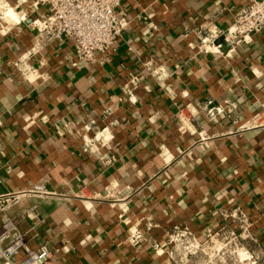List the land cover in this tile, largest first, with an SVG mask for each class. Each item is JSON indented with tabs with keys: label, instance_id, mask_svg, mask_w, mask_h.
I'll use <instances>...</instances> for the list:
<instances>
[{
	"label": "crops",
	"instance_id": "1",
	"mask_svg": "<svg viewBox=\"0 0 264 264\" xmlns=\"http://www.w3.org/2000/svg\"><path fill=\"white\" fill-rule=\"evenodd\" d=\"M5 1L23 20L0 22V193L22 194L0 219L49 264H175L151 244L173 226L238 234L236 209L264 264V126L243 127L264 102V27L198 48L247 0H118L126 23L89 62L67 38L30 52L47 3ZM206 100L225 107L212 121ZM185 104L194 132L177 130Z\"/></svg>",
	"mask_w": 264,
	"mask_h": 264
},
{
	"label": "built area",
	"instance_id": "2",
	"mask_svg": "<svg viewBox=\"0 0 264 264\" xmlns=\"http://www.w3.org/2000/svg\"><path fill=\"white\" fill-rule=\"evenodd\" d=\"M47 11L31 19L30 24L35 29L36 46L49 43L62 38L69 39L73 44L76 61L89 62L94 53L106 52L112 49L125 25L124 18H117L115 6L118 0H44ZM8 7L5 0H0V22L4 21V13ZM23 17H17L13 23H18ZM264 27V0H247V3L238 8L230 24L224 29L208 32L199 37V50L206 52L212 49L220 51L223 46L231 47L243 37L258 32ZM218 39V41H215ZM32 69L26 74H31ZM155 77L160 73L156 72ZM260 109L254 112L243 127L259 128L264 126V102ZM224 105L213 104L206 100L202 110L207 120L212 121L224 112ZM194 107L185 104L177 112L178 132H194L193 115ZM30 191L41 193L43 187L34 185ZM21 192L0 193V212L11 202L21 196ZM234 219L239 228L236 234L221 226L217 232L206 234L203 239H198L186 226H173L164 241H154L151 246L155 253L164 254L175 264H204L215 262L225 264L227 255L231 264H250L257 261L255 255L242 243L246 236L245 215L239 210H232L228 214ZM139 236L137 231L129 234V238ZM214 240L221 246L215 247ZM211 244V245H209ZM236 249L241 250L240 253ZM224 250V251H222ZM227 251V252H226ZM264 253V252H263ZM20 254L22 257L17 258ZM50 252L41 244L36 248L27 246L23 235L15 228L14 224L6 217L0 219V264H49Z\"/></svg>",
	"mask_w": 264,
	"mask_h": 264
},
{
	"label": "bare ground",
	"instance_id": "3",
	"mask_svg": "<svg viewBox=\"0 0 264 264\" xmlns=\"http://www.w3.org/2000/svg\"><path fill=\"white\" fill-rule=\"evenodd\" d=\"M15 19H16L15 14L12 11H10V9H7L4 13V21L12 23V21Z\"/></svg>",
	"mask_w": 264,
	"mask_h": 264
},
{
	"label": "rangeland",
	"instance_id": "4",
	"mask_svg": "<svg viewBox=\"0 0 264 264\" xmlns=\"http://www.w3.org/2000/svg\"><path fill=\"white\" fill-rule=\"evenodd\" d=\"M214 242H215V244H217L216 243V240H214ZM209 245H211V244H209ZM217 246H221L220 244H217L215 247H217ZM222 251H224V250H222ZM227 252V251H226ZM236 252L237 253H240L241 252V250H239V249H236ZM223 257H225V264H231L229 261H228V257H227V255H225V253L223 254ZM204 264H221V263H218L217 261H215V262H212V261H210V262H204Z\"/></svg>",
	"mask_w": 264,
	"mask_h": 264
}]
</instances>
